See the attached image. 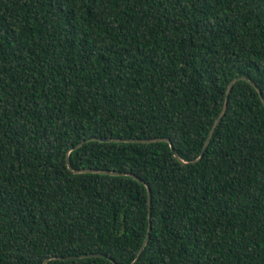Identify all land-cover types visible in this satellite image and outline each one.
<instances>
[{
	"label": "trees",
	"instance_id": "obj_1",
	"mask_svg": "<svg viewBox=\"0 0 264 264\" xmlns=\"http://www.w3.org/2000/svg\"><path fill=\"white\" fill-rule=\"evenodd\" d=\"M238 76L264 96V0H0V264H264L248 80L191 162Z\"/></svg>",
	"mask_w": 264,
	"mask_h": 264
},
{
	"label": "water",
	"instance_id": "obj_2",
	"mask_svg": "<svg viewBox=\"0 0 264 264\" xmlns=\"http://www.w3.org/2000/svg\"><path fill=\"white\" fill-rule=\"evenodd\" d=\"M240 79L248 80L252 85H254L257 88V90L259 91L260 97H261V99H262V101L264 103V96H263V93H262L261 89L257 86V84L254 81H252L251 79H249L248 76L247 77L246 76H238V77L232 79V81L230 82V84H229V86L227 88V97L225 99V103L223 105V108H222L219 116L215 120V122H214V124H213V126H212V128H211V130L209 132V135H208V137H207V139L205 141L204 147L202 149L201 155L197 159H195V160H193L191 162H197V161H199L202 158V156L204 155V153H205V151H206V149H207V147H208V145L210 143V140H211V138H212V136H213V134L215 132L216 127L218 126V124L220 123V121L223 118L224 114L226 113V110H227V107H228L229 94H230V92L232 90V87L236 83V81H238ZM108 140H110V141H125V142L168 141V142H170V145H171L172 149H174V146H173L172 142L168 138H143V139H140V138L137 137V138H114V139H108ZM174 151H175V155H176L177 158H179L184 163L187 162V161H185V160H183V159L180 158V155H179V153L176 150H174ZM68 165L71 168V163H70V160L69 159H68ZM73 171L75 173H79V172H91V171L97 172L98 171V172H102V173L121 174V172H118V171H104V170H95V169H81V170H73ZM131 175L143 182V180H141L138 176H136L134 174H131ZM147 187H148V194H149V228H147V229H148V232H150V230H151L150 228H151V203H152V200H151V188H150V186L148 184H147ZM148 236H149V233H148ZM148 236L144 240V242L142 244V247H141V249H140V251L138 253L137 258H139L140 255L142 254V252L144 251V249H145V247L147 245V242H148ZM103 255H105V254H103V253H86V254H82L80 257H86V256H103ZM76 257L77 256H68V257L61 256L60 258H63L64 259V258H76ZM50 259H51V257L46 258L44 260L43 264H47ZM114 262L116 264H118L116 261H114Z\"/></svg>",
	"mask_w": 264,
	"mask_h": 264
}]
</instances>
